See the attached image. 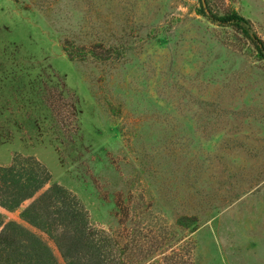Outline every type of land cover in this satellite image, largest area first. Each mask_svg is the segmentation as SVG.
Instances as JSON below:
<instances>
[{"label": "rangeland", "instance_id": "1", "mask_svg": "<svg viewBox=\"0 0 264 264\" xmlns=\"http://www.w3.org/2000/svg\"><path fill=\"white\" fill-rule=\"evenodd\" d=\"M205 1L264 42V0ZM201 8L0 0V168L34 172L38 162L50 175L0 214L58 264L53 239L20 217L52 184L111 241L113 264H264V62Z\"/></svg>", "mask_w": 264, "mask_h": 264}, {"label": "trees", "instance_id": "2", "mask_svg": "<svg viewBox=\"0 0 264 264\" xmlns=\"http://www.w3.org/2000/svg\"><path fill=\"white\" fill-rule=\"evenodd\" d=\"M201 5L199 14L202 17L212 25L237 31L254 48L257 59L264 62V42L247 19L234 11L216 14L205 9V0H201ZM109 49L116 51L115 56H119L116 55L119 54L118 50L113 47ZM64 52L74 58L71 51L64 49ZM84 57L85 55L82 60ZM14 163L17 165V161ZM37 164L38 170L34 172L21 170L19 167L17 169L14 165L0 168V181H3L4 188L0 195V206L6 211L17 210L22 202L34 197L49 183L50 175L38 162ZM20 217L27 225L53 239L65 264L114 262L109 254L111 241L89 227L82 203L75 195L57 184H52L37 197L21 212ZM4 218L0 214V264H58L52 249L37 234L16 222H4ZM189 222L191 221L186 218H180L178 225L185 227ZM55 227L62 229V234L56 238V231H53Z\"/></svg>", "mask_w": 264, "mask_h": 264}]
</instances>
